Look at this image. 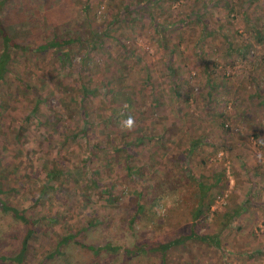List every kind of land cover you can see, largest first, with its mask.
Returning <instances> with one entry per match:
<instances>
[{
  "label": "rangeland",
  "instance_id": "374dc122",
  "mask_svg": "<svg viewBox=\"0 0 264 264\" xmlns=\"http://www.w3.org/2000/svg\"><path fill=\"white\" fill-rule=\"evenodd\" d=\"M0 5L6 34L27 47L10 54L17 69L14 81L31 85L32 92L39 85L47 86L46 92L39 89L46 100L41 112L30 117L29 133L19 135L29 152L23 153L16 139L0 140L3 164L11 166L21 157L15 165L17 173L7 176L17 189L8 203L19 209L31 205V214L53 219L38 226L36 230L44 235L28 248L23 264L38 260L39 264H161L157 253L125 254L123 248L134 236L121 221L111 227L112 232L86 228L93 219L87 203L104 217H118L132 205L129 188L145 193V180L156 175L164 180H155L157 189L144 197L165 193L167 202L159 208L166 210L163 214L156 210L161 229L188 235L195 225L199 237H214L208 242L185 240L169 251L167 264H264V0H0ZM54 37L73 42L66 48L65 60H59L54 50L40 51ZM90 42H98L97 48L87 51ZM207 65L209 73L204 71ZM11 74L0 84V101L19 111L5 121L12 131L18 113L25 116L35 103L34 93L23 97L20 87L12 85ZM115 76L136 92L133 106L113 103L110 97V105L100 103V96L86 100L84 120L80 110L72 117L63 112L65 100L79 98L84 87L102 95L106 81ZM172 84L181 98L169 96ZM130 112H135L136 128L123 131L120 121ZM49 115L59 119L55 126L49 125ZM85 122L89 126L83 128ZM191 143L195 147L188 159L191 174L211 191L203 202L223 185L222 195L215 197L204 220L193 221L188 212L198 201V183L189 173H174L163 160L169 154L174 161V152ZM66 168L81 170L77 184ZM129 168L135 169L134 176H128ZM49 169L56 174L55 185L71 195L66 198L48 190L47 197L54 198L50 210L37 200ZM223 170L225 178L217 185L214 175ZM176 179L185 189L188 209H174L166 195L175 188ZM114 182L117 200L114 206L105 205L102 188ZM168 208L173 209L169 215ZM77 230L84 231L80 237L86 245L111 243L120 250H103L95 256L74 242L55 247L66 232ZM134 230L141 232L139 226ZM24 231L10 215L0 213V264H15L11 255L19 249ZM53 231L64 234H46ZM50 253L53 256L47 258Z\"/></svg>",
  "mask_w": 264,
  "mask_h": 264
},
{
  "label": "trees",
  "instance_id": "16d2710c",
  "mask_svg": "<svg viewBox=\"0 0 264 264\" xmlns=\"http://www.w3.org/2000/svg\"><path fill=\"white\" fill-rule=\"evenodd\" d=\"M1 9H2V6L0 5V12H1ZM3 28L4 27L1 25V22H0V40L2 42L1 43L2 51L0 52V84L5 80V78H7V74L12 72L11 77L9 79L13 80L12 85L14 84L13 86H15V88L20 87V89L18 90H20L23 97L27 95L32 96L31 93H34L33 99H34L35 104H32L34 106L33 110L31 108V110L25 116L22 115L21 113H18L19 118L17 119V122H15L16 125L13 126L12 128L15 130H12V131L11 129L7 127V124L5 121L7 120L8 116L10 117L12 116L11 113H15L19 111L17 110L14 111L6 106H3L2 105L3 102L0 101V118H1L0 140H2L4 143H10L16 139V141L20 143L21 142L19 140L20 133H23V132H25L26 134L29 133L30 131L29 128L31 127L30 117L32 116V114H35L37 112L40 113L43 103H45L46 99L44 98L43 93L40 92L39 89H41L43 92H46L47 86L44 84H42L41 86L39 85V89L32 92L33 87L31 85H27L26 83L22 84L21 82L19 84L18 82L14 81L12 76L17 77V75L15 74V71H17V69L15 67V64L12 62V57L10 56V54L11 52H14V51L19 53L23 50L25 52L27 51V47L21 46L13 42L8 37V35L6 34ZM72 44L73 42L71 41L69 42L61 41V40L59 41L57 37H54V39L48 41L46 45H43L42 47H40L41 49L40 51L43 52L44 50L45 51L54 50V53L58 54L59 60H65V58L68 56V53H67L68 50H66V48H68ZM97 44L98 42H90L89 44H87L88 46L86 47V50L90 51V50L96 49ZM120 63L121 65L119 68L124 67L125 65L124 61ZM10 66H12L13 70L10 69ZM204 68H205L204 71L209 73L210 71L209 66L207 65V67L205 66ZM106 82H107L106 91L102 93V95L97 94L98 90L96 92H93L94 90L92 88L84 87L82 89V95L79 96L80 99L78 97H75L76 100H73V99L72 100L70 99L68 101L65 100L63 102V105L65 107L63 112L66 111V114L69 117H72L74 112H76L75 110H80L81 111L80 115L82 119L84 120L86 117V111L84 110V103L89 97L91 99H95L101 96L100 103H103L101 101H106L108 105H110V102L108 101L107 97H110L112 100L111 102L113 103L127 104L130 107L134 105V101H133L134 99L132 96L135 95L136 92L134 90L127 89L129 87L122 85V83L124 82L123 79L115 76L107 80ZM211 86L209 87L212 88ZM170 88H169L170 92H168L169 96H172L175 98H181L182 95L177 90L178 87L176 86V84H172ZM210 92L211 90L207 92L208 95H207V100H206L207 103L209 104L213 100L210 96ZM47 94H48L47 96L49 97V95H51L52 93L48 92ZM134 113L135 112L133 113L130 112L128 114L129 115L131 114V116H133ZM58 116L60 118V115H57V117ZM220 116L224 117L222 114ZM116 117L120 120L119 116H116ZM46 118H48L49 125L51 126L53 125L55 126L56 121H59V119H56V116L51 117L49 115ZM94 125L99 127L102 124L95 123ZM86 126H89L88 122L83 123L82 127L84 128ZM228 126L229 125H226V127ZM202 140L203 139L201 138L200 140H197L194 142L195 143L198 141L201 142ZM21 143H20L19 148L21 149L23 153L26 154L27 152H29V150L24 145H21ZM0 145H2V142H0ZM164 146L165 144L162 143L161 147H164ZM194 148L195 147L191 143L190 147L188 148L182 147L176 150V152H174L176 154L174 161L170 160L169 154H167L166 157L163 159L164 164L166 166L168 167L172 166L174 168V171H173L174 173L177 170H180L181 172L189 173L191 179H193L192 181L195 183H198V186H199L198 187V198H197L198 201L197 203H194L195 206L191 209H188L189 205H187V199L185 198L187 196L185 193V189L183 188V186L179 185V182L177 181V179L175 180L176 182L175 188H171L172 190L168 194H166L169 197V202H171V204L175 207L174 209L179 208L181 206L187 208L188 212L192 216L193 221L196 220L197 217H201L202 220L206 219L208 217L207 214L210 213L211 211V206L215 202V197L217 195L218 196L222 195V192H223V190L221 189L223 187L222 185L221 188L220 187L217 188L212 193L213 195L210 197V199H208L209 201L206 204L203 202L204 197L206 196L208 197L209 192L211 191H209L210 189L207 187L204 188L202 183H200V181L197 180V178H195L191 174L192 170L189 167L188 159L190 158L192 149ZM3 150L5 149H1L0 151V213L2 215H10L13 221L19 222V224L23 225L25 229L23 239L20 241L19 249L15 251L13 255H11V259L15 261V264H23L24 259L27 258L25 253L28 251V248L31 247V245L35 243V241H40L41 238L43 237L42 235H44L42 233H39L36 229H38V226L42 224L43 222H49V224L53 223V219L51 220L48 217H45V218L37 217L34 214H31V211H30L32 208L31 205H29L28 207L25 206L24 208L19 209L17 207H13L11 204L8 203L10 194L12 192H15L14 190L17 191V189L12 184V182H10V180L7 179V176H11L17 173L15 169V165L19 163V161L21 160L20 159L21 157H18L17 160H15V163L11 164V166H7L6 164H3V157H4V154L2 153ZM149 156L152 158L151 161H154L153 157L155 155L151 153V155ZM42 165L47 166L45 162H43ZM134 170L135 169H132V168H129L128 170H126V172H128L129 177L134 176L133 175L135 172ZM65 171L70 176L72 182H75L77 184V181H78L77 177H79V175L82 173L81 170L66 168ZM55 175L56 174H54L53 170L51 169L47 170V174H45V176L43 177L44 188L40 190V192L38 193V198H37L38 201L42 199L45 202L46 208L49 210L54 205L53 203L54 198L47 197L46 193L48 192V190L52 192L53 194H60L66 198L71 197L69 193L65 191L63 192L59 187H57V185H55V180H54ZM179 175L180 174H178L177 177H179ZM163 177H164V172H163ZM32 178L33 177H31L30 180ZM160 178H162V176L156 175L155 179L145 180V183L144 185H142V188L146 194L148 193L152 194V191L157 189L155 180H158V181L164 180ZM214 178L216 179L215 184L217 185L222 184V181L220 180L225 178V170H223L221 173H217L216 175H214ZM90 181L92 185L96 184L95 179H91ZM129 185L131 186L133 185V183L129 182ZM16 186L20 187L18 185ZM115 189H116L115 182L113 184L111 183L108 186L106 185L105 190H104V187L102 188V191L105 193V198H104L105 205L114 206L117 200L114 196L115 195L114 193L116 191ZM205 190H207V192H205ZM128 193L131 195L130 198H131L132 205L131 207L127 208V210L125 211L122 210L121 212H119L120 214L118 215V217H115L112 214L106 215L104 217V215H102L104 213L100 212L101 210H98L97 208L93 209L90 202L87 203L88 204L87 206L92 209L91 213H93V219L92 220L89 219L86 224V228L100 227L101 232H105V231L112 232L113 230L111 227L114 226L116 228L117 223H119L120 221L121 223L126 224L129 230L132 231L131 233L134 236V241L129 246H127L125 249L123 248L126 255L130 256V255L135 254V255L147 256L152 253H157L161 257V261H162L161 264H167V260H168L167 257H168L169 251H171L172 249L178 248L179 246L184 245L185 240L199 238V239H203L206 242H208V240H212V238H214L213 235H208L209 237H205V236L199 237V235L196 234L197 232H195L194 230L195 225H193L191 229L188 231L190 232L188 235H185L182 232L181 233L176 232L172 234L167 233L168 230L165 231L161 229L162 224L160 223L159 219L157 220V217H156V210L162 206L161 205L162 203L167 202L166 200H163V196H165L164 195L165 193L154 195L153 197L147 196V199L144 197L145 193L142 192V190H139L135 187H130ZM195 195H196V192L192 194L191 198H193ZM99 208H101V206ZM172 210L173 209L168 208L166 211V214L169 215L170 211ZM135 226L140 227L141 232L139 234L135 232L134 230ZM151 226H152V229H151ZM82 230H77L75 233H71V234L69 233L67 234L66 232L65 237L63 239H60L61 241L59 240L56 243L55 247L58 248L62 246L64 243L68 244L70 242H74L77 246L81 247L82 249L92 251L95 256H97L103 250H105L108 253H112V252H116L120 250L119 247H113L111 243H107L106 245L99 246V247H95L91 243L86 245L84 239L82 243V237L80 236H83V234H85L84 231ZM46 234L49 236H52V235L60 236L64 233H62L61 231H57V232L53 231L51 233L47 232ZM84 236L86 237V235ZM55 252H57V250ZM52 256L53 254L50 253L46 257L50 258ZM39 262L41 263V260H38V264Z\"/></svg>",
  "mask_w": 264,
  "mask_h": 264
},
{
  "label": "clouds",
  "instance_id": "9594fccd",
  "mask_svg": "<svg viewBox=\"0 0 264 264\" xmlns=\"http://www.w3.org/2000/svg\"><path fill=\"white\" fill-rule=\"evenodd\" d=\"M120 127H121V130H123V131H127V132L134 131L135 128H136L135 118L133 116L129 115L126 119L120 121ZM168 207H171V204L170 203L168 204ZM165 210L166 209L163 208V207L157 209V211L159 213H161V214H163V212Z\"/></svg>",
  "mask_w": 264,
  "mask_h": 264
}]
</instances>
